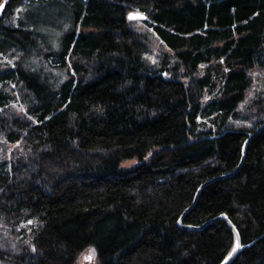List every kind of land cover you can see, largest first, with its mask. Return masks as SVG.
I'll return each mask as SVG.
<instances>
[{"label": "trees", "instance_id": "trees-1", "mask_svg": "<svg viewBox=\"0 0 264 264\" xmlns=\"http://www.w3.org/2000/svg\"><path fill=\"white\" fill-rule=\"evenodd\" d=\"M4 1L0 264H264V0Z\"/></svg>", "mask_w": 264, "mask_h": 264}, {"label": "water", "instance_id": "water-1", "mask_svg": "<svg viewBox=\"0 0 264 264\" xmlns=\"http://www.w3.org/2000/svg\"><path fill=\"white\" fill-rule=\"evenodd\" d=\"M4 4H5V1H4V3L1 5V7H0V11L3 9ZM263 128H264V124L261 125V126H260V127L254 132V133H252V134L249 136L248 140L246 141V143H245V145H244L243 159H242V161H241L239 167L237 168V170L240 168V166H241V164H242V162H243V160H244L245 153H246V146H247L249 140H251L254 136H256V135H257V134H258ZM237 170H236V171H237ZM236 171H235V172H236ZM201 188H202V187H201ZM200 190H201V189H199V191H198V193H197V195H196V197H195L194 203L192 204V206H190V207L184 212V214L187 213L190 209H192V208L194 207V205H195V203H196V201H197L198 194H199ZM184 214L182 215V217H181V219H180V221H179V223L181 224V226L184 227V228L202 229V228H204L206 225H208L210 222H212V221H214V220H216V219H220V218H223V219L228 220V222L230 223V225L234 228L232 222L228 219V217H227L225 214L219 215V216H217L216 218L207 221L206 223H204V224L201 225V226H192V225L185 226V225L182 224V220H183V216H184ZM234 229H235V228H234ZM237 237H238V245H237L236 249L233 251V253L230 255V257H229L225 262H223L222 264H229V263L235 258V256L237 255V253L240 251V249H241V247H242V242H241V239H240L239 235H237Z\"/></svg>", "mask_w": 264, "mask_h": 264}, {"label": "rangeland", "instance_id": "rangeland-1", "mask_svg": "<svg viewBox=\"0 0 264 264\" xmlns=\"http://www.w3.org/2000/svg\"><path fill=\"white\" fill-rule=\"evenodd\" d=\"M133 14H137L139 17L141 18H137V19H132L133 22H135V24H139L140 26H143L144 23L142 22V18L143 16L141 14H139L138 12H134ZM159 51L157 48H155L152 52H151V57L153 58H157V55H158ZM139 162V159L135 158V159H131V160H127L125 163H124V166H134L136 165L137 163ZM93 261L91 256L87 255V253L83 256L80 257V260H79V264H93Z\"/></svg>", "mask_w": 264, "mask_h": 264}, {"label": "snow or ice", "instance_id": "snow-or-ice-1", "mask_svg": "<svg viewBox=\"0 0 264 264\" xmlns=\"http://www.w3.org/2000/svg\"><path fill=\"white\" fill-rule=\"evenodd\" d=\"M130 18L137 19V18H141V17H139L137 14H131L130 15Z\"/></svg>", "mask_w": 264, "mask_h": 264}, {"label": "bare ground", "instance_id": "bare-ground-1", "mask_svg": "<svg viewBox=\"0 0 264 264\" xmlns=\"http://www.w3.org/2000/svg\"><path fill=\"white\" fill-rule=\"evenodd\" d=\"M60 27V26H59Z\"/></svg>", "mask_w": 264, "mask_h": 264}]
</instances>
